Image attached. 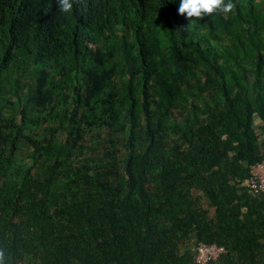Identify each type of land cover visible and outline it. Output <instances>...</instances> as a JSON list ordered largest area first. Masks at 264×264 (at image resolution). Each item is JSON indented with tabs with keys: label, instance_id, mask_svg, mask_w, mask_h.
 I'll return each mask as SVG.
<instances>
[{
	"label": "trees",
	"instance_id": "16d2710c",
	"mask_svg": "<svg viewBox=\"0 0 264 264\" xmlns=\"http://www.w3.org/2000/svg\"><path fill=\"white\" fill-rule=\"evenodd\" d=\"M179 3L0 0L10 264H264V0Z\"/></svg>",
	"mask_w": 264,
	"mask_h": 264
},
{
	"label": "clouds",
	"instance_id": "9594fccd",
	"mask_svg": "<svg viewBox=\"0 0 264 264\" xmlns=\"http://www.w3.org/2000/svg\"><path fill=\"white\" fill-rule=\"evenodd\" d=\"M74 0H58L59 11L71 13ZM234 10L232 0H180L178 14L185 16L190 24L195 25L204 17L217 12L225 14ZM0 264H10L9 253L0 248Z\"/></svg>",
	"mask_w": 264,
	"mask_h": 264
},
{
	"label": "built area",
	"instance_id": "2783aa9c",
	"mask_svg": "<svg viewBox=\"0 0 264 264\" xmlns=\"http://www.w3.org/2000/svg\"><path fill=\"white\" fill-rule=\"evenodd\" d=\"M246 186L252 193L258 194L264 200V161L250 168ZM225 253V248L223 247L200 244L194 250L193 264H212Z\"/></svg>",
	"mask_w": 264,
	"mask_h": 264
},
{
	"label": "rangeland",
	"instance_id": "374dc122",
	"mask_svg": "<svg viewBox=\"0 0 264 264\" xmlns=\"http://www.w3.org/2000/svg\"><path fill=\"white\" fill-rule=\"evenodd\" d=\"M261 130L260 129H258V132H260ZM261 138H263L264 137V135L262 134L261 136H260Z\"/></svg>",
	"mask_w": 264,
	"mask_h": 264
}]
</instances>
